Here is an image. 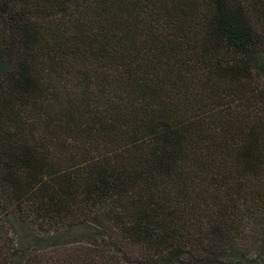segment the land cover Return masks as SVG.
I'll use <instances>...</instances> for the list:
<instances>
[{
	"label": "trees",
	"instance_id": "trees-1",
	"mask_svg": "<svg viewBox=\"0 0 264 264\" xmlns=\"http://www.w3.org/2000/svg\"><path fill=\"white\" fill-rule=\"evenodd\" d=\"M0 264H264V0H0Z\"/></svg>",
	"mask_w": 264,
	"mask_h": 264
}]
</instances>
